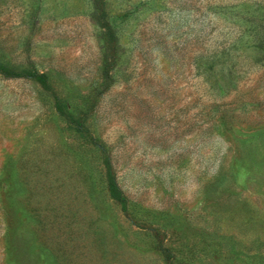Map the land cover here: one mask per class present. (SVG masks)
<instances>
[{"label": "rangeland", "instance_id": "374dc122", "mask_svg": "<svg viewBox=\"0 0 264 264\" xmlns=\"http://www.w3.org/2000/svg\"><path fill=\"white\" fill-rule=\"evenodd\" d=\"M247 10L264 0H0V264H264Z\"/></svg>", "mask_w": 264, "mask_h": 264}, {"label": "trees", "instance_id": "16d2710c", "mask_svg": "<svg viewBox=\"0 0 264 264\" xmlns=\"http://www.w3.org/2000/svg\"><path fill=\"white\" fill-rule=\"evenodd\" d=\"M257 5H260V4H257ZM223 8H225V7L223 6ZM246 14L248 15L249 19L255 20V23L258 24V29L255 30V34H257L258 37L261 36V35H264V30L262 29V24H259V21L264 23L263 14L260 13L259 15H255V14L250 13V11H248V10H247ZM263 38H264V36H262V37H260L258 39V41L259 40L260 41H259V45H257V47H261L262 49H264V39ZM229 50H230L229 46H221L220 48L215 50L213 55H215V56L218 55V54L223 55ZM215 179H216L215 180L216 182L221 183L220 185H218V187H220V189L227 188V185H230L231 183H234L233 175H232V168L230 166L221 165L219 167L217 173H215Z\"/></svg>", "mask_w": 264, "mask_h": 264}]
</instances>
